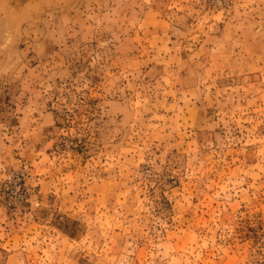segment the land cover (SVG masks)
Wrapping results in <instances>:
<instances>
[{"label": "rangeland", "instance_id": "1", "mask_svg": "<svg viewBox=\"0 0 264 264\" xmlns=\"http://www.w3.org/2000/svg\"><path fill=\"white\" fill-rule=\"evenodd\" d=\"M0 264H264V0H0Z\"/></svg>", "mask_w": 264, "mask_h": 264}]
</instances>
